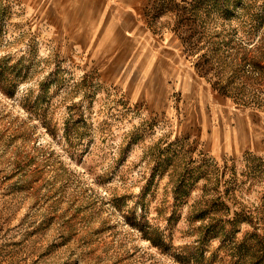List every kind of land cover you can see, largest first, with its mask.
<instances>
[{"label":"rangeland","instance_id":"1","mask_svg":"<svg viewBox=\"0 0 264 264\" xmlns=\"http://www.w3.org/2000/svg\"><path fill=\"white\" fill-rule=\"evenodd\" d=\"M81 4L0 0V264H264V0Z\"/></svg>","mask_w":264,"mask_h":264},{"label":"crops","instance_id":"2","mask_svg":"<svg viewBox=\"0 0 264 264\" xmlns=\"http://www.w3.org/2000/svg\"><path fill=\"white\" fill-rule=\"evenodd\" d=\"M154 1L157 0H81V16L78 23L86 27L107 28L106 33H100L103 38L97 42L107 44L104 50L109 54H122L121 59L126 60L131 57L132 66L139 54H174L172 50L157 42L156 38L141 26L139 20L134 21V18L140 16ZM117 65L113 75H125L126 71H119Z\"/></svg>","mask_w":264,"mask_h":264},{"label":"trees","instance_id":"3","mask_svg":"<svg viewBox=\"0 0 264 264\" xmlns=\"http://www.w3.org/2000/svg\"><path fill=\"white\" fill-rule=\"evenodd\" d=\"M260 239H261V238H260ZM260 239H259V240H260ZM260 242H261V241H260ZM263 256H264V252H263Z\"/></svg>","mask_w":264,"mask_h":264}]
</instances>
